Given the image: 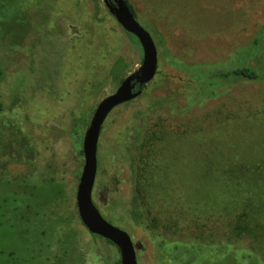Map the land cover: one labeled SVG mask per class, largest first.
<instances>
[{
    "label": "rangeland",
    "instance_id": "rangeland-1",
    "mask_svg": "<svg viewBox=\"0 0 264 264\" xmlns=\"http://www.w3.org/2000/svg\"><path fill=\"white\" fill-rule=\"evenodd\" d=\"M129 1L158 70L103 124L94 201L139 264H264V80L232 71L264 72V0ZM0 60V264H114L76 188L94 109L140 43L103 0H0Z\"/></svg>",
    "mask_w": 264,
    "mask_h": 264
},
{
    "label": "water",
    "instance_id": "water-1",
    "mask_svg": "<svg viewBox=\"0 0 264 264\" xmlns=\"http://www.w3.org/2000/svg\"><path fill=\"white\" fill-rule=\"evenodd\" d=\"M120 25L133 34L142 47V62L123 77L114 92L96 105L85 130L82 151L84 162L76 188V205L83 225L93 234L110 240L120 252V264H139L136 245L128 231L111 223L98 208L94 191L98 171V142L103 124L117 106L141 94L158 70V48L149 30L136 18L127 0H103Z\"/></svg>",
    "mask_w": 264,
    "mask_h": 264
},
{
    "label": "trees",
    "instance_id": "trees-1",
    "mask_svg": "<svg viewBox=\"0 0 264 264\" xmlns=\"http://www.w3.org/2000/svg\"><path fill=\"white\" fill-rule=\"evenodd\" d=\"M128 2V5L129 7L131 8L132 12L134 13L135 16H137V13L132 5V3L127 0ZM132 36H134L133 34H131ZM134 38L138 41V39L134 36ZM139 42V41H138ZM126 70V65L124 64V61L122 58H119L113 68H112V74L114 76V79H120L122 73ZM234 73L236 74H239L245 78H248V79H263L264 80V72H262L259 68L257 67H254L252 65H238L237 67L233 68L232 70ZM230 73V71H227V72H223L222 75H228ZM4 78V69L2 67V63H1V60H0V83L2 82ZM146 86V84L144 85V87ZM3 109V103L1 101V98H0V112L2 111ZM75 211H73V214L75 216ZM74 234H76V230L73 231ZM69 238L66 237L65 238V241H64V244H66V248H65V253H68V248L70 247L69 246ZM108 240V239H107ZM108 242L112 243L110 240H108ZM113 244V243H112ZM45 264H53V263H50V262H47ZM114 264H120V259L116 260Z\"/></svg>",
    "mask_w": 264,
    "mask_h": 264
}]
</instances>
